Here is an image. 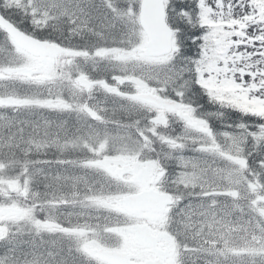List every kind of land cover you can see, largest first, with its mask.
I'll list each match as a JSON object with an SVG mask.
<instances>
[{"label": "snow or ice", "instance_id": "6c2138e0", "mask_svg": "<svg viewBox=\"0 0 264 264\" xmlns=\"http://www.w3.org/2000/svg\"><path fill=\"white\" fill-rule=\"evenodd\" d=\"M0 264H264V0H0Z\"/></svg>", "mask_w": 264, "mask_h": 264}]
</instances>
